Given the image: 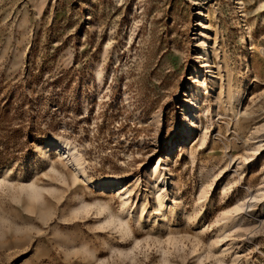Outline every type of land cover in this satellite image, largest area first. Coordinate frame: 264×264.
<instances>
[{"label": "rangeland", "instance_id": "1", "mask_svg": "<svg viewBox=\"0 0 264 264\" xmlns=\"http://www.w3.org/2000/svg\"><path fill=\"white\" fill-rule=\"evenodd\" d=\"M0 264H264V0H0Z\"/></svg>", "mask_w": 264, "mask_h": 264}, {"label": "bare ground", "instance_id": "2", "mask_svg": "<svg viewBox=\"0 0 264 264\" xmlns=\"http://www.w3.org/2000/svg\"><path fill=\"white\" fill-rule=\"evenodd\" d=\"M209 55L210 51L206 48L203 54L204 59H208ZM194 103H196V99L192 98L190 104L193 110L196 109ZM193 117L194 114L192 111H185L184 123L186 124L187 122H191ZM183 131L184 133H186V135H188L186 130ZM37 149L41 153V157L43 159L50 160V152L52 151V154L59 156L60 159L68 160V164L71 165L73 173L77 175L80 174L89 185L91 184L94 187H100L102 189L112 188V190L115 191L122 189V192L118 191V197L124 204L128 203L129 197H127V195L129 191L127 188L121 185L118 178L105 177L101 178L98 181H92L87 178L82 167L83 164L81 162V159L77 155H75V153L73 152V147L71 146L69 141L63 139L47 138L44 144H40L37 146ZM172 153L173 151L171 149L170 152L165 154L162 158H158L156 164L148 169L147 183L151 185L150 194L152 195V209L151 213H149L152 214L153 217H149V215L143 213V201L139 205H136L132 212L127 213L132 214L134 221L137 222L138 225H140L142 222H148L152 225L164 226L166 223V216H175V214L180 210V205L177 203V193L171 190L173 184L168 185V181L166 178L167 173H165L167 170L165 169V166H167V162L169 161V157L172 156ZM162 166L164 168H162ZM52 169L54 168L52 167ZM127 209L128 208H126V211L128 212ZM234 260L235 259L233 258L232 261Z\"/></svg>", "mask_w": 264, "mask_h": 264}]
</instances>
